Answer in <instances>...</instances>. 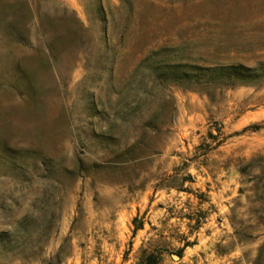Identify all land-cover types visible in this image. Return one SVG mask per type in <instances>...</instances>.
<instances>
[{"label": "rangeland", "instance_id": "374dc122", "mask_svg": "<svg viewBox=\"0 0 264 264\" xmlns=\"http://www.w3.org/2000/svg\"><path fill=\"white\" fill-rule=\"evenodd\" d=\"M263 64L264 0H0V264H264Z\"/></svg>", "mask_w": 264, "mask_h": 264}, {"label": "trees", "instance_id": "16d2710c", "mask_svg": "<svg viewBox=\"0 0 264 264\" xmlns=\"http://www.w3.org/2000/svg\"><path fill=\"white\" fill-rule=\"evenodd\" d=\"M264 72V64L262 65ZM202 71L201 68H198ZM206 72L210 73L212 77L218 78L219 80H237V82H243L251 77L250 69L238 65V66H215L211 68H206Z\"/></svg>", "mask_w": 264, "mask_h": 264}]
</instances>
